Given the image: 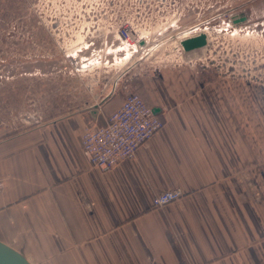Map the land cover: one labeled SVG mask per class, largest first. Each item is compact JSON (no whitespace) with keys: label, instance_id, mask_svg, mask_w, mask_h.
I'll return each instance as SVG.
<instances>
[{"label":"crops","instance_id":"0c3cea01","mask_svg":"<svg viewBox=\"0 0 264 264\" xmlns=\"http://www.w3.org/2000/svg\"><path fill=\"white\" fill-rule=\"evenodd\" d=\"M137 81L165 125L110 170L86 160L81 135L124 94L77 106L71 95L56 115L0 129V241L31 264H264V153L246 121L250 92L165 69ZM176 188L179 200L152 207Z\"/></svg>","mask_w":264,"mask_h":264},{"label":"rangeland","instance_id":"374dc122","mask_svg":"<svg viewBox=\"0 0 264 264\" xmlns=\"http://www.w3.org/2000/svg\"><path fill=\"white\" fill-rule=\"evenodd\" d=\"M135 2L0 0V129L10 130L9 125L22 119L30 122L35 114L44 119L56 115L69 107L71 95L77 106L92 94L101 98L135 92L138 78L165 69L236 81L247 89L253 149L264 153V0H172L169 16L181 4L187 11L179 21L177 15L171 19L162 12L168 0H137L141 18L154 11L166 20L143 30L149 34L135 49L122 47L114 34L104 41L102 28L118 21L119 6ZM244 10L250 12L245 23L228 22ZM199 30L207 33L208 45L188 58L180 55L178 35ZM75 44L84 47L66 51ZM157 44L162 48L155 49Z\"/></svg>","mask_w":264,"mask_h":264},{"label":"built area","instance_id":"2783aa9c","mask_svg":"<svg viewBox=\"0 0 264 264\" xmlns=\"http://www.w3.org/2000/svg\"><path fill=\"white\" fill-rule=\"evenodd\" d=\"M134 1H136L134 5L127 4L119 6L121 12L118 21L114 22V24L107 22V24L102 28L104 41L107 40L108 35L114 34L112 38L118 40L122 47L135 49L141 45L144 39L142 31L153 29V27H150L152 23L157 25L158 22H161L163 19L166 20L168 17H171L172 19L175 15H177V21H179L182 17L187 15L184 4H181L178 10L169 16L170 11L175 4H170V1L172 0H168L170 5L166 7L164 6L165 9L162 11L165 15H167L166 18H161L160 16L162 15H159L158 12L154 13V11H152L147 17L141 18L137 0ZM162 1L163 0H160V2ZM175 1L176 0H173V2ZM132 5L134 7H132ZM111 6V4L108 5L110 9H112ZM129 8H134L131 14L122 13V10L127 11ZM220 9L221 8H218L217 11ZM140 19L145 22L143 25L139 22ZM55 23L56 21L50 23L52 31L55 29L53 26ZM166 23L167 21H164L161 26ZM194 27L195 30L198 29L196 26ZM198 32H200V30ZM198 32L186 33V36H184L185 34H180L178 36H181L182 39L195 35ZM85 35L87 34L85 33ZM206 40V45L204 47L208 45L207 33ZM81 47L84 46L75 44L65 49L66 51L69 49H71V51H76ZM176 48L181 51L180 55L186 52L181 45L180 47L179 45L176 46ZM192 54L195 53L193 52ZM184 58L186 57L184 56ZM113 95H115V92L109 94L108 97H112ZM164 125L165 121L154 113L152 107L146 104L139 93L126 92L123 95L119 108L107 117L104 124L101 125L95 122H89L87 124L81 135L82 154L91 166L102 171L110 170L122 160L135 159L139 148L160 129H162ZM3 187V179H0V190H2ZM182 195V191L177 188L165 190L152 197L151 205L156 209L163 208L167 204L179 200Z\"/></svg>","mask_w":264,"mask_h":264},{"label":"water","instance_id":"95a60500","mask_svg":"<svg viewBox=\"0 0 264 264\" xmlns=\"http://www.w3.org/2000/svg\"><path fill=\"white\" fill-rule=\"evenodd\" d=\"M229 19L233 24H239L243 18L231 15ZM206 33L200 31L195 35L180 39V45L186 52L197 51L206 45ZM154 111V110H153ZM155 114H157L154 111ZM0 264H31L19 251L0 241Z\"/></svg>","mask_w":264,"mask_h":264},{"label":"flooded vegetation","instance_id":"af4514ba","mask_svg":"<svg viewBox=\"0 0 264 264\" xmlns=\"http://www.w3.org/2000/svg\"><path fill=\"white\" fill-rule=\"evenodd\" d=\"M236 14L239 16V18H243V20L240 23H245L248 20V16L250 15V12H249V10H246V11L244 10L243 12L240 11ZM233 15H235V14H233Z\"/></svg>","mask_w":264,"mask_h":264},{"label":"bare ground","instance_id":"6f19581e","mask_svg":"<svg viewBox=\"0 0 264 264\" xmlns=\"http://www.w3.org/2000/svg\"><path fill=\"white\" fill-rule=\"evenodd\" d=\"M148 34H149V33H146L145 31H142V36H143V37L147 36ZM179 37H181V36H179ZM177 38H178V37H177ZM144 39H145V38H144ZM179 42H180V40H179ZM160 46H161V45H160ZM160 46H158V44H157V46L155 45L154 48L157 49V48L160 47ZM160 48H162V47H160ZM153 50H154V49H153ZM129 51H130V49L127 50V55H130V52H129ZM142 51H143V50H142ZM193 52H195V51L185 52L184 54H185V56L188 58ZM184 54H183V55H184ZM3 180H4V179H3Z\"/></svg>","mask_w":264,"mask_h":264}]
</instances>
